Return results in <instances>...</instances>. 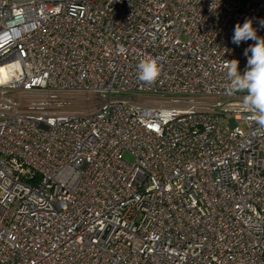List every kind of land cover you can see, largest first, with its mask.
I'll return each instance as SVG.
<instances>
[{"label": "built area", "instance_id": "1", "mask_svg": "<svg viewBox=\"0 0 264 264\" xmlns=\"http://www.w3.org/2000/svg\"><path fill=\"white\" fill-rule=\"evenodd\" d=\"M246 19L264 0H0V264H264Z\"/></svg>", "mask_w": 264, "mask_h": 264}, {"label": "clouds", "instance_id": "2", "mask_svg": "<svg viewBox=\"0 0 264 264\" xmlns=\"http://www.w3.org/2000/svg\"><path fill=\"white\" fill-rule=\"evenodd\" d=\"M249 40L254 43L244 49L247 64L243 74L239 71L238 60H227L225 67L229 84L226 94L246 93L241 107L251 112L255 122L264 128V37L258 36L252 21L246 19L234 26L232 43L239 46ZM137 67L138 77L145 83L154 82L161 71L159 58L155 57L141 60Z\"/></svg>", "mask_w": 264, "mask_h": 264}, {"label": "rangeland", "instance_id": "3", "mask_svg": "<svg viewBox=\"0 0 264 264\" xmlns=\"http://www.w3.org/2000/svg\"><path fill=\"white\" fill-rule=\"evenodd\" d=\"M58 99L61 100L60 103H62L63 109L77 112L85 111L86 109L81 104L88 102V99L82 95L61 94L58 96Z\"/></svg>", "mask_w": 264, "mask_h": 264}, {"label": "bare ground", "instance_id": "4", "mask_svg": "<svg viewBox=\"0 0 264 264\" xmlns=\"http://www.w3.org/2000/svg\"><path fill=\"white\" fill-rule=\"evenodd\" d=\"M0 69H2V68H0ZM4 69V68H3Z\"/></svg>", "mask_w": 264, "mask_h": 264}]
</instances>
